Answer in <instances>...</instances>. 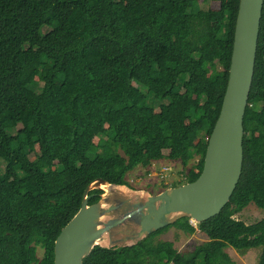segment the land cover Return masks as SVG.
Here are the masks:
<instances>
[{
	"label": "trees",
	"instance_id": "1",
	"mask_svg": "<svg viewBox=\"0 0 264 264\" xmlns=\"http://www.w3.org/2000/svg\"><path fill=\"white\" fill-rule=\"evenodd\" d=\"M239 0H0V264H53L54 241L101 177L128 185L137 165L178 160L200 174L219 115ZM243 161L227 204L181 217L131 245H96L82 264H235L260 248L264 217V0L243 117ZM197 142V143H196ZM196 143V145H195ZM102 190L89 191L88 204ZM206 239L185 257L169 226ZM43 249L42 256L36 247Z\"/></svg>",
	"mask_w": 264,
	"mask_h": 264
},
{
	"label": "water",
	"instance_id": "2",
	"mask_svg": "<svg viewBox=\"0 0 264 264\" xmlns=\"http://www.w3.org/2000/svg\"><path fill=\"white\" fill-rule=\"evenodd\" d=\"M263 0H239L229 74L198 177L152 194L101 177L84 189L81 206L54 241L53 264H82L96 245H131L181 217L199 223L229 201L243 161V117L253 79ZM92 189L99 199L88 204Z\"/></svg>",
	"mask_w": 264,
	"mask_h": 264
},
{
	"label": "rangeland",
	"instance_id": "3",
	"mask_svg": "<svg viewBox=\"0 0 264 264\" xmlns=\"http://www.w3.org/2000/svg\"><path fill=\"white\" fill-rule=\"evenodd\" d=\"M191 159L187 167H184L178 160L169 159H159L151 162L148 166V171H146L147 168L137 165L126 175L128 186L135 189L147 190L155 194L169 186H178L186 183V170L197 161L198 156L194 155ZM233 217L250 224L264 217V211L250 202L241 211L235 213ZM192 225L195 227L197 226V224ZM154 240L172 241L175 247L183 253L185 257H190L195 249L198 247H205L207 244V239L199 231L193 234H187L174 225L169 226L159 235H156ZM226 251L235 264H256L260 248L257 247L246 251H238L233 247H227ZM42 252L43 249L37 246L36 254L38 257L42 256Z\"/></svg>",
	"mask_w": 264,
	"mask_h": 264
},
{
	"label": "built area",
	"instance_id": "4",
	"mask_svg": "<svg viewBox=\"0 0 264 264\" xmlns=\"http://www.w3.org/2000/svg\"><path fill=\"white\" fill-rule=\"evenodd\" d=\"M191 222H192V224H195V222H194V221H192V220H191Z\"/></svg>",
	"mask_w": 264,
	"mask_h": 264
},
{
	"label": "clouds",
	"instance_id": "5",
	"mask_svg": "<svg viewBox=\"0 0 264 264\" xmlns=\"http://www.w3.org/2000/svg\"><path fill=\"white\" fill-rule=\"evenodd\" d=\"M130 187V186H129ZM131 188H133V187H131ZM189 221H191V220H189ZM191 224H192V222H190ZM195 224H197V223H195Z\"/></svg>",
	"mask_w": 264,
	"mask_h": 264
}]
</instances>
